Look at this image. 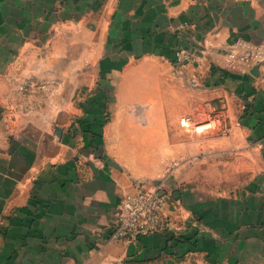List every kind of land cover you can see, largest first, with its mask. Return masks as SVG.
<instances>
[{"label": "crops", "instance_id": "obj_1", "mask_svg": "<svg viewBox=\"0 0 264 264\" xmlns=\"http://www.w3.org/2000/svg\"><path fill=\"white\" fill-rule=\"evenodd\" d=\"M240 41H264V0H0V264H264V76L225 66ZM172 94L230 133L164 158L168 231L110 240Z\"/></svg>", "mask_w": 264, "mask_h": 264}, {"label": "built area", "instance_id": "obj_2", "mask_svg": "<svg viewBox=\"0 0 264 264\" xmlns=\"http://www.w3.org/2000/svg\"><path fill=\"white\" fill-rule=\"evenodd\" d=\"M176 56L179 62L194 60V55L183 49L178 50ZM224 63L227 68L244 72L258 65L264 76V41L258 45L240 41L226 51ZM189 121L184 119L182 124L187 125ZM170 195L162 182L148 186L140 181L136 192L123 195L120 212L108 229L109 239H138L151 233L168 231L170 222L165 216V208Z\"/></svg>", "mask_w": 264, "mask_h": 264}, {"label": "rangeland", "instance_id": "obj_3", "mask_svg": "<svg viewBox=\"0 0 264 264\" xmlns=\"http://www.w3.org/2000/svg\"><path fill=\"white\" fill-rule=\"evenodd\" d=\"M108 93L109 95H112L110 89H108ZM183 96L188 97L186 94H184ZM168 98H170V101L165 103V105H167L168 111L170 113H180V116L167 118L166 126L168 129V147L166 152L161 148V140L159 135H156L155 145L153 149H150V175L139 177L144 180V182L148 186H152L159 182L166 184L167 175L172 172L173 166L170 165L171 162H167L165 167V165L163 164L165 162L164 158L166 157V159H171L170 161L175 162V160L173 159H175V153L177 152L175 149L176 143L180 141L184 143H190L193 140H201L204 137L211 135H228L231 130L230 119L223 109L213 108L212 106L207 105V103L202 102L197 107H195V109L191 110L186 109L187 105L186 103L181 102V97H175V95L172 94ZM155 104L156 106L154 108L158 110V103L156 102ZM131 107L135 109V111H139L142 113H145L149 108H151L150 105L139 103H134L131 105ZM105 108L106 106H104V110ZM106 110L109 115H112V109L110 107H107ZM184 119H190L187 125L182 124V120ZM150 121L151 120H149L148 118L143 117L141 120L135 119V124L136 126L145 127L151 124ZM226 129L227 131L225 132ZM124 153L126 154V151H124ZM134 158V160L138 162L140 168H142V159L136 157ZM139 166L137 167L139 168Z\"/></svg>", "mask_w": 264, "mask_h": 264}, {"label": "water", "instance_id": "obj_4", "mask_svg": "<svg viewBox=\"0 0 264 264\" xmlns=\"http://www.w3.org/2000/svg\"><path fill=\"white\" fill-rule=\"evenodd\" d=\"M251 73H253L254 75H259L260 74V69L259 66L256 65L251 69Z\"/></svg>", "mask_w": 264, "mask_h": 264}]
</instances>
